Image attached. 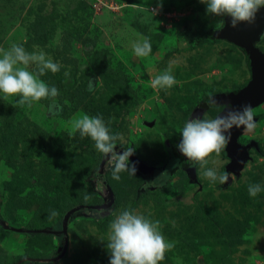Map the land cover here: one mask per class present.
<instances>
[{"label": "rangeland", "instance_id": "1", "mask_svg": "<svg viewBox=\"0 0 264 264\" xmlns=\"http://www.w3.org/2000/svg\"><path fill=\"white\" fill-rule=\"evenodd\" d=\"M206 7L200 0H0V46L43 50L62 65L41 77L59 90L55 100L21 107L19 95L0 93V264L21 256L53 259L41 264H110L109 224L129 207L159 220L175 243L159 264H264V191L248 192L251 184L264 187V101L252 107L255 127L237 137L247 146L241 164L224 148L206 166L194 163L191 178L176 169L163 186L139 190L166 162L193 112L213 118L222 108L208 103L209 94L251 78L249 51L210 34L224 18ZM144 37L151 54L137 57L132 44ZM251 47L264 53V25ZM169 65L177 83L151 87ZM81 114L110 121L116 146L124 147L117 154L134 149L129 166L137 172L121 171L116 180L115 165L107 169L113 205L106 213L70 212L64 241L65 210L103 203L86 181L102 153L91 138L69 134ZM208 168L229 179L212 181L204 176Z\"/></svg>", "mask_w": 264, "mask_h": 264}, {"label": "clouds", "instance_id": "2", "mask_svg": "<svg viewBox=\"0 0 264 264\" xmlns=\"http://www.w3.org/2000/svg\"><path fill=\"white\" fill-rule=\"evenodd\" d=\"M206 4L208 14L231 18V26L235 28L238 23L255 22L256 14L264 8V0H200ZM132 51L137 57H147L151 54L152 47L148 37L137 40L132 44ZM35 64L36 71L29 70V66ZM62 67L54 62L43 50L28 52L23 44L13 43L8 49L0 46V93L4 98L19 95L17 104L21 107H31L34 102L42 99L55 98L59 90L55 86H49L41 79L46 72L53 74ZM87 65H84L86 68ZM65 75H69L65 73ZM177 83L172 74V66L169 65L160 74L151 80V87L171 89ZM209 104L217 101L210 93ZM15 107V105H13ZM109 123H106L101 115L89 116L81 114L71 122L70 135L77 132L83 137H89L94 141L97 151L109 156L114 152L118 134H114ZM235 127H246L251 130L255 127L253 109L250 105H244L242 109L228 110L224 115L215 118L191 117L183 125L182 139L177 145L179 151L188 160L199 165L206 166L208 157L221 153L231 139L230 130ZM134 149H126L119 153L113 170V178L120 179L121 171H128L135 175L136 168L129 166V157ZM204 176L212 181L227 182L228 173L220 174L212 168L206 169ZM264 191L260 184H251L248 187L250 196L255 197ZM87 199V197H85ZM113 204V203H112ZM53 210L51 216H56ZM148 216L137 213L131 207L122 210L109 224V235L106 247L110 253V264H159L165 260L166 253L175 247V243L169 241L162 232V224L159 220H153Z\"/></svg>", "mask_w": 264, "mask_h": 264}, {"label": "water", "instance_id": "3", "mask_svg": "<svg viewBox=\"0 0 264 264\" xmlns=\"http://www.w3.org/2000/svg\"><path fill=\"white\" fill-rule=\"evenodd\" d=\"M263 25L264 8H261L256 14L255 22L252 24L241 22L238 23L235 28H233L231 26V18L228 17L225 20L222 28V36L228 38L229 40L238 42L242 45V47L249 51L252 75L243 86L218 94V102L222 105V108L215 114L213 118L218 115L226 114L228 110L242 109L244 105H250L253 107L264 101V53H260L251 47ZM194 116L199 117L200 111L193 112L190 118ZM242 128L244 127L233 126V128L230 130L231 139L225 147L226 154L232 161H234V165L241 164L246 153L247 146L241 145L237 142V137L240 134ZM181 139L182 136H180L177 142L170 146L169 155L166 162L160 168H157L153 176H151V178L148 180L149 187L159 188L163 186L168 180L169 176L176 169H182L189 178L193 176L194 162L183 156L177 147ZM106 196L108 197V200L102 204H85V206L96 210H105L113 203L112 191L107 184L104 186V191L101 192V197L106 198ZM81 206H83V204H77L66 210L62 215L61 233L63 234L64 241L67 217L70 212L75 211Z\"/></svg>", "mask_w": 264, "mask_h": 264}, {"label": "trees", "instance_id": "4", "mask_svg": "<svg viewBox=\"0 0 264 264\" xmlns=\"http://www.w3.org/2000/svg\"><path fill=\"white\" fill-rule=\"evenodd\" d=\"M223 18H224V22H225V20L228 18V16H225ZM222 28H223V26L221 27V29L215 30L214 32L210 31L211 32L210 34L213 37H218V38L219 37H223L222 36V31H223ZM214 98L217 101L216 104H218L219 103L218 102V94L214 95ZM123 148L115 146L114 152L111 155H109V156H105L104 154L101 155L98 164L94 167V169L91 170L90 173H88V175L86 177V181L90 185V187H92V190L100 191V192L104 191V186L106 184V182H105V172L111 166L115 165L116 158L118 156L117 151L120 150V149H123ZM134 159L137 160L136 158H134ZM135 168H136V166H135ZM136 172H137V169H136ZM96 181H98V182H96ZM190 181H191V179H190ZM99 182H101L100 183L101 185H97V183H99ZM140 186H142V189L140 188ZM140 186H139V190H143V191L146 190L148 188V181H144L143 184L142 183L140 184ZM80 208L84 209L88 213L93 211L92 208H89V207H87L85 205L81 206ZM33 231H38V230L37 229H32L30 232H33ZM44 262H53V259L47 258V257H45V258L44 257L43 258H29V257H26V256H21V257L16 258L10 264H41V263H44Z\"/></svg>", "mask_w": 264, "mask_h": 264}, {"label": "flooded vegetation", "instance_id": "5", "mask_svg": "<svg viewBox=\"0 0 264 264\" xmlns=\"http://www.w3.org/2000/svg\"><path fill=\"white\" fill-rule=\"evenodd\" d=\"M144 181H146V180L143 179L142 184H143ZM107 200H108L107 196H106V198H103V202H106ZM99 204H102V203H99ZM108 209H110V206L108 208H106L105 210H102V209H99V210L93 209V210L96 211V212H99V213H106Z\"/></svg>", "mask_w": 264, "mask_h": 264}]
</instances>
